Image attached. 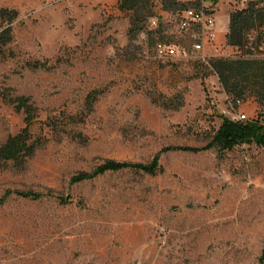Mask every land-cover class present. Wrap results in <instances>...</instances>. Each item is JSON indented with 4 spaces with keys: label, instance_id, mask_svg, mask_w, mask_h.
Returning a JSON list of instances; mask_svg holds the SVG:
<instances>
[{
    "label": "rangeland",
    "instance_id": "374dc122",
    "mask_svg": "<svg viewBox=\"0 0 264 264\" xmlns=\"http://www.w3.org/2000/svg\"><path fill=\"white\" fill-rule=\"evenodd\" d=\"M91 4L0 0L19 12L0 51V145L25 125L22 95L37 144L25 160L0 159V199L13 191L0 205V264H260L264 146L172 150L156 174L127 168L71 183L108 159L148 163L168 145L207 144L233 101L211 63L233 54L227 41L206 44L205 60L155 58L158 38L192 47L177 25L182 7L168 1L153 16L159 27L130 39V13ZM236 109L264 115L251 95Z\"/></svg>",
    "mask_w": 264,
    "mask_h": 264
},
{
    "label": "trees",
    "instance_id": "16d2710c",
    "mask_svg": "<svg viewBox=\"0 0 264 264\" xmlns=\"http://www.w3.org/2000/svg\"><path fill=\"white\" fill-rule=\"evenodd\" d=\"M173 5V9H183L189 4L177 2L176 0L163 1V7L167 2ZM199 6L198 3H195ZM119 9L122 12L130 13V27L128 34L130 39L134 38L141 31L147 28L149 18L156 14L155 0H120ZM19 12L16 9L0 7V51L1 47L10 43L13 39L12 23L18 18ZM264 25V5H260L259 0H249L246 7L237 9L230 14V30L227 34V43L230 46L243 45L250 30ZM212 66L218 74L219 81L225 91L233 96V100L242 99L246 96H254L258 103L264 106V58H225L212 59ZM97 98L95 92L88 95V102ZM16 109L24 110L25 125L16 134L8 136L7 140L0 145V159L4 160H25L32 156L37 144L32 140L30 126L33 121V104L28 96H18L15 98ZM243 143H255L264 146V115L259 118H250L245 121H231L223 116L222 123L214 138L203 146L190 145H168L161 148L153 159L148 163L118 161L108 159L97 166L91 172H81L71 178V183L93 179L107 171H118L122 169L141 170L146 173L156 174L163 170L160 164L161 155L172 150L200 152L218 147L221 150H232L236 145ZM13 191H7L0 199V205ZM18 195L40 198L45 194L34 191H16ZM260 264H264V258H260Z\"/></svg>",
    "mask_w": 264,
    "mask_h": 264
},
{
    "label": "built area",
    "instance_id": "2783aa9c",
    "mask_svg": "<svg viewBox=\"0 0 264 264\" xmlns=\"http://www.w3.org/2000/svg\"><path fill=\"white\" fill-rule=\"evenodd\" d=\"M58 0H50V3ZM260 5H264L262 0ZM177 25L180 30L188 32L192 40V47L156 39L154 43V55L158 61L171 62L178 57H197L206 59L205 46L213 43L218 38V24L215 7L190 5L178 11ZM160 25L159 17H153L147 28L140 32L143 39L147 38L148 29L157 28ZM233 54L229 58H264V25L249 31L247 40L243 45L230 46ZM242 99H235L227 107L223 108L222 114L231 121H245L249 119L246 113L236 109L242 104Z\"/></svg>",
    "mask_w": 264,
    "mask_h": 264
},
{
    "label": "crops",
    "instance_id": "0c3cea01",
    "mask_svg": "<svg viewBox=\"0 0 264 264\" xmlns=\"http://www.w3.org/2000/svg\"><path fill=\"white\" fill-rule=\"evenodd\" d=\"M91 8L95 11H108V12H120L119 1L120 0H88ZM177 2L187 3L190 5H195L198 3L199 6H213L216 8L217 13V24H218V37L221 40L227 41V34L230 30V14L232 11L241 9L247 6L249 0H176ZM173 9V8H172ZM156 11L161 13L167 12L163 8L162 2L156 3Z\"/></svg>",
    "mask_w": 264,
    "mask_h": 264
}]
</instances>
